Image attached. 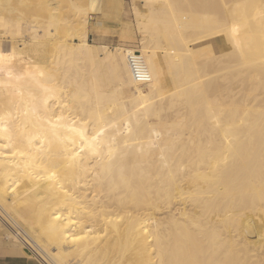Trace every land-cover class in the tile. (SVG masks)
<instances>
[{
	"label": "bare ground",
	"instance_id": "bare-ground-1",
	"mask_svg": "<svg viewBox=\"0 0 264 264\" xmlns=\"http://www.w3.org/2000/svg\"><path fill=\"white\" fill-rule=\"evenodd\" d=\"M102 1L0 0V207L51 264H264V0H136L114 48Z\"/></svg>",
	"mask_w": 264,
	"mask_h": 264
},
{
	"label": "rangeland",
	"instance_id": "rangeland-1",
	"mask_svg": "<svg viewBox=\"0 0 264 264\" xmlns=\"http://www.w3.org/2000/svg\"><path fill=\"white\" fill-rule=\"evenodd\" d=\"M135 1L136 0H124L123 3L118 5V7L121 8V11L123 14L120 13V15L122 16L121 25L116 30H113V31L109 30V31L103 32L101 29L95 31L93 30V28H91L89 30V43L100 46V47L109 46L110 48H114L120 44L126 45V43L127 44L137 43L139 40V33H137L138 30L136 28L135 21H134V15H133L134 9L136 6ZM136 2L138 6H141V3L139 0H137ZM113 7H115L114 2H112L111 0H103L101 9L99 10V16H101L102 18H107V17L112 16L111 10L113 9ZM94 22H95L94 19L90 20L91 27L94 26ZM1 47L4 50H7L9 48L8 44L5 42L1 44ZM17 67L19 70H23L22 63L18 64ZM0 94H1V91H0ZM9 196H8V201L13 202L14 201L13 196L11 194ZM178 207L183 208L184 205H181ZM0 208H1L0 210V249L17 252L19 255L22 256V258H26L29 260L31 259L32 261H30V263H33V264H45V263L51 264L49 260L46 259V257L42 255L41 252L37 251L36 249L32 247L29 240L25 236L26 234L24 233L22 228H20L18 224L12 222L11 217H9V214L6 211H4L2 207ZM252 237L256 238L255 235L251 236V239ZM32 249H34L35 252H33L34 250Z\"/></svg>",
	"mask_w": 264,
	"mask_h": 264
},
{
	"label": "crops",
	"instance_id": "crops-1",
	"mask_svg": "<svg viewBox=\"0 0 264 264\" xmlns=\"http://www.w3.org/2000/svg\"><path fill=\"white\" fill-rule=\"evenodd\" d=\"M30 261L32 260L22 258L17 252L0 249V264H33Z\"/></svg>",
	"mask_w": 264,
	"mask_h": 264
},
{
	"label": "built area",
	"instance_id": "built-area-1",
	"mask_svg": "<svg viewBox=\"0 0 264 264\" xmlns=\"http://www.w3.org/2000/svg\"><path fill=\"white\" fill-rule=\"evenodd\" d=\"M135 74H136L137 77H141V75H140V73H139V71L137 69H135Z\"/></svg>",
	"mask_w": 264,
	"mask_h": 264
}]
</instances>
